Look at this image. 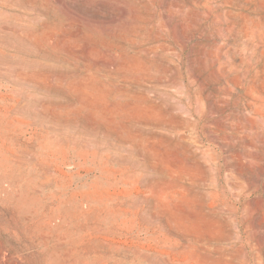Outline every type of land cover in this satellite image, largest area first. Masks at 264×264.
<instances>
[{
	"label": "rangeland",
	"instance_id": "374dc122",
	"mask_svg": "<svg viewBox=\"0 0 264 264\" xmlns=\"http://www.w3.org/2000/svg\"><path fill=\"white\" fill-rule=\"evenodd\" d=\"M0 264H264V0H0Z\"/></svg>",
	"mask_w": 264,
	"mask_h": 264
}]
</instances>
